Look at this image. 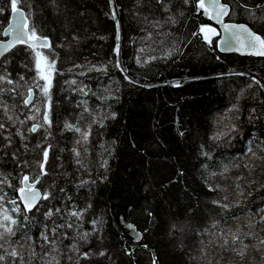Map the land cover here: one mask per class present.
I'll use <instances>...</instances> for the list:
<instances>
[{
  "label": "trees",
  "instance_id": "obj_1",
  "mask_svg": "<svg viewBox=\"0 0 264 264\" xmlns=\"http://www.w3.org/2000/svg\"><path fill=\"white\" fill-rule=\"evenodd\" d=\"M222 1L231 6L228 21L247 23L264 36V21L259 19L264 8H254L264 5V0ZM238 3L253 9L257 19L237 7ZM19 6L38 32L49 37L51 51H41L56 59L57 71L51 89L50 134L44 127L29 132L32 123H43L44 111L43 97L34 86L32 103L25 106L22 102L21 93L26 95L34 75L30 50L17 46L0 61V75L7 69L13 80L11 85L0 81V123L5 125L0 129V216L6 212L23 221L22 213L13 212L12 203L15 200L23 208L16 191L19 178L33 175L42 158L41 149L51 145L45 165L49 174L37 187L43 191L55 180L57 190L50 201L38 204L39 211L30 213L35 219L28 222L29 235L38 238L39 221L50 206L60 207L64 219L54 214L45 223L49 228L52 221L63 224L59 231L68 233L57 251L45 246L47 256L39 243L35 258L26 248L23 259L28 264H46L53 258L60 264H74L79 253L73 261L67 259L73 255L68 246L74 242L80 251H105L103 256L81 258L80 264H153L154 257L156 264H208L216 259L212 255L216 244L205 247L212 233L218 237L229 227L243 228L249 218L259 221L264 209V187H260L264 160L253 158L252 152L264 156V89L252 77L264 82V58L223 54L216 47L219 36L211 45L205 43L198 29L212 23L203 10H195V0L189 5L171 0L169 8L173 12L183 9L184 16L174 27L161 28L144 20L166 19L168 13L155 0H113L111 6L108 0H20ZM0 8L5 9L0 13L2 40L11 14L10 0H0ZM117 24L118 54L114 51ZM193 32L198 34L193 36ZM73 35L77 41L72 40ZM174 41L181 45L178 50H173ZM117 57L134 82L125 80V73L115 67ZM74 64L81 67L74 68ZM101 65L104 69L98 70ZM82 87L87 95L80 91ZM253 108L257 118L250 120ZM110 112L116 113L115 118ZM93 117H107L104 126L91 124ZM66 120L82 129L91 124L86 153L84 142L77 143L79 134L64 129ZM232 123L238 125L235 132L229 131ZM17 129L23 141L16 135ZM22 143L28 145L27 150ZM246 165L254 170L250 173ZM249 180L258 183L249 184ZM222 204L229 207L222 208ZM80 209H84L80 220L69 214ZM92 220L98 223L94 226ZM68 223L73 224L71 229ZM129 224L134 228L127 227ZM260 229L257 223L253 231L264 240ZM84 232L89 233L86 243L78 235ZM20 235L17 230L12 241ZM244 242L257 244L258 240L245 237ZM252 254L259 261V254ZM223 255L227 258L232 253ZM7 261L12 264L11 257Z\"/></svg>",
  "mask_w": 264,
  "mask_h": 264
},
{
  "label": "snow or ice",
  "instance_id": "obj_2",
  "mask_svg": "<svg viewBox=\"0 0 264 264\" xmlns=\"http://www.w3.org/2000/svg\"><path fill=\"white\" fill-rule=\"evenodd\" d=\"M155 2L156 5H158L164 12L168 13V15L164 20H149L148 17H145V23L151 25V27L153 28H161L163 25H171L174 27L177 23L180 22V18L184 16L183 9H176L175 12H173V10L169 8L168 5L171 0H155ZM19 3L20 0H10L11 17L8 20L7 27L4 29V35L9 38L4 42H0V56L8 53L9 50L12 49L15 45H25L27 46V49L30 50L29 54L32 56V68H34V75L31 77L32 86H26V95L24 93H21V95L24 96L22 102L25 106H27L31 102L34 95V86L39 90L43 97L44 111L42 114L43 123H32L28 128V131L36 132L39 127H44L45 132L47 134H50V132L48 131L51 126L49 108L51 101V89L53 86V73L57 71V61L56 59L50 58L48 55L41 51V49H49L51 51L49 37L41 35L38 32L37 28L30 23L29 16L19 6ZM108 3L111 6L113 0H108ZM190 3L191 0H182L183 5H189ZM237 7L244 8L245 11L248 12L250 17H252L253 19H257L255 11L249 8L247 4L238 3ZM254 8L262 9L264 8V5L256 4ZM195 10L197 12L203 10V15L222 24L224 35L221 36L220 39L223 41V45L216 44V47H223L226 49L235 47L236 51L239 52L248 51L249 53L255 55L264 56V36L257 34L246 24L223 23V17L228 16L231 13V6L229 3L221 2V0H195ZM3 12H5V9L0 8V13ZM111 17L113 20L116 19L115 11H112ZM259 19L264 21V14H261ZM198 32L202 34L203 40L209 45L213 43L212 36L217 35V30L207 24H201ZM197 34V32L192 33L193 36H196ZM151 35L152 33H149V36ZM72 40L77 41L78 37L73 35ZM180 46L181 45L178 42L174 41L173 50H178ZM114 51L117 52V54L119 53L118 24L117 47L114 49ZM53 55H55L54 52ZM217 59H219V57H217ZM137 63H141L139 58H137ZM24 67L28 68L29 65L25 64ZM73 67H81V65L74 64ZM115 67L125 73V80L129 81L130 83L134 82L132 81L131 77L126 74L127 69H124L122 67L118 57L115 62ZM103 69L104 65H101L98 70ZM18 75L21 81L25 80V76L22 73ZM0 81H6L9 85L13 84V80L9 78L7 69H5L4 75H0ZM252 82L255 85H258L261 89H264V82L257 79L256 77H252ZM73 83H75V81H73ZM249 87H251V85H249ZM80 91L87 95L85 88L82 87ZM100 99L103 100L104 97H100ZM33 107L36 112L40 111L39 108H35V106ZM84 111H88V108L86 106L84 107ZM255 111V108L251 109L249 113L250 120L257 118L254 115ZM109 115L112 118H115L116 113L110 112ZM261 115H264V113H261ZM106 118L107 117H103L100 120H97L95 117H93L91 124L99 123L100 127H103L104 119ZM236 118L239 119L238 116ZM9 119H11V117H9ZM27 119L35 120V116H28ZM21 123L24 122L21 121ZM91 124L87 126V129H82L78 123H70L67 120L64 122V129L74 131L75 133L79 134L77 143L80 144L81 142H84L83 150L85 153L88 150L86 145L90 136ZM4 127L5 125L0 123V129H3ZM237 129V124H230V132H235ZM16 135L21 137V141L25 139L19 129H17ZM46 138L47 137L45 136V139ZM5 140L8 142V144L12 143V141L7 136H5ZM21 147L27 150L28 145L22 143ZM37 147H39V145H37ZM50 147L51 145H48L47 147L41 149L40 155L42 156V158L37 160V169L34 170L33 175L30 177L29 174L26 173L19 178V187L16 189V191L17 193H19L18 199L23 204V208L21 209L19 205H16L15 200H13L12 203L14 205L13 212L22 213L23 221L17 220L13 216L8 215L6 212L2 216H0V221H2L0 222V241H3V243H0V248L4 249V253L0 254V264H8L7 257L12 258V264H17V262L18 264H28V262L23 259L24 250L26 248L29 255L32 258H35L37 256L35 245L39 243L43 256H47L48 251L45 250L46 245H50L51 250L55 252L58 249L61 239L68 236L67 232L59 231L64 226L63 224L52 221V226L51 228H49V225L45 223V221L51 220L54 214L59 215L60 219L63 221L64 217L63 215H61L62 209L55 206L47 207V209L42 213L44 220L39 221V223L41 224V228L39 229L38 238L33 239V237L29 235L30 229L28 227V222L35 219V217L30 215V213H32L33 210L39 211L38 203L50 201L53 198V191L57 190L55 180H53L52 183L48 185V187L44 188L43 191H41L40 188L36 187L37 184L41 183L42 177H45L49 174L48 169L45 167V165L49 159ZM73 152L76 153L77 157L80 156V153L77 152L75 148L73 149ZM252 157L264 160V156L257 157V154L255 152H252ZM13 159H16L15 152L13 153ZM76 162L78 164L81 163L79 159H77ZM22 163H24L25 166H28L27 161H22ZM106 163L107 161H104L101 166H105ZM246 167L249 168L250 173L254 170L251 165H246ZM262 173H264V168H262ZM236 179L239 180L240 177L238 176L236 177ZM80 183L83 184L84 181H81ZM248 183H258V181L249 180ZM260 187H264V183L260 184ZM237 188H239V185H237ZM58 191L61 193H65V189L63 187H59ZM249 195H251V192H249ZM68 198L70 199V197ZM225 199H227V197H225ZM61 203H63V199H61ZM213 203L216 204L219 203V201H213ZM235 203L238 205L240 201L236 200ZM221 207L228 208L229 204H222ZM83 211L84 209H80L78 211H71L69 214L72 217H75L76 220H80L82 219ZM148 214L149 216L152 215L151 212H149ZM91 223L95 226L98 221L92 220ZM257 223L261 225L260 230L264 231V209H262V214L259 216V221L249 218L243 228L240 225H237L234 229L229 227L226 232L221 230V234L218 237L215 233H212V239L208 241V245H205V247H208L214 243L216 244V251L212 253V255L216 256V259L214 262L212 260H209L208 264H264V248L260 247V245H264V240H259V238L256 236V233L253 231ZM213 226L215 227V222H213ZM72 227V223L67 224V228L71 229ZM127 227L134 228V226L131 224L127 225ZM17 230H21V235L17 237L15 241H12V237L16 236ZM96 230L97 229L93 227V231ZM48 232H51L52 235H48ZM78 235L80 240L84 241L85 243L88 241V232H84L83 234ZM135 237L137 240H139L140 233L136 232ZM245 237L257 239L258 243H245ZM9 248L11 249L10 251L8 250ZM68 248L69 251L73 253V255L67 257L69 261H73V256L75 255V253H79L78 256H75L74 264H80L81 258L87 260L92 255L103 256L105 254L104 250H100L95 253L92 251V249H88L87 251H80L75 242L68 246ZM201 252H204V248L201 249ZM229 252L232 253V255L225 258L223 253ZM252 252L259 254V261L256 260V256H254ZM216 253H220V255H216ZM46 264H60V261L53 258V262H46ZM153 264H156L155 257L153 258Z\"/></svg>",
  "mask_w": 264,
  "mask_h": 264
},
{
  "label": "water",
  "instance_id": "obj_3",
  "mask_svg": "<svg viewBox=\"0 0 264 264\" xmlns=\"http://www.w3.org/2000/svg\"><path fill=\"white\" fill-rule=\"evenodd\" d=\"M221 2H223L222 0H221ZM10 17H11V14H10ZM228 17H229V15L228 16H225V17H223V23H233V24H246V25H248L247 23H243V22H241V23H238V22H232V21H228ZM10 19V18H9ZM210 19V18H209ZM210 21H211V23H213L218 29H219V32H220V37L221 36H223L224 35V30H223V26H222V24L220 23V22H217L216 20H213V19H210ZM249 26V25H248ZM7 27V26H6ZM250 27V26H249ZM251 28V27H250ZM252 29V28H251ZM253 30V29H252ZM254 31V30H253ZM257 33V32H256ZM257 34H259V33H257ZM9 37H6L5 35H4V32H3V39L2 40H0V42H4V41H6L7 39H8ZM49 43H50V45H51V41H50V39H49ZM218 44H221V45H223V41L219 38V40H218ZM17 46H25V45H15L12 49H10L9 50V52L8 53H5L3 56H0V61L7 55V54H9L15 47H17ZM218 49H219V51L221 52V53H223V54H232V53H235V54H238V55H240V56H247V57H251V56H253V57H261V58H264V56H259V55H255V54H252V53H249L248 51H244V52H239V51H236V48L235 47H232V48H230V49H226V48H223V47H218ZM33 99H34V95H33V98H32V100H31V102L28 104V105H30L31 103H32V101H33ZM36 187H37V185H36ZM39 204V203H38Z\"/></svg>",
  "mask_w": 264,
  "mask_h": 264
},
{
  "label": "rangeland",
  "instance_id": "obj_4",
  "mask_svg": "<svg viewBox=\"0 0 264 264\" xmlns=\"http://www.w3.org/2000/svg\"><path fill=\"white\" fill-rule=\"evenodd\" d=\"M209 26L214 27L217 30V35L212 36V41H213L214 38L220 36V32H219V29L217 27H215L214 25H209Z\"/></svg>",
  "mask_w": 264,
  "mask_h": 264
},
{
  "label": "bare ground",
  "instance_id": "obj_5",
  "mask_svg": "<svg viewBox=\"0 0 264 264\" xmlns=\"http://www.w3.org/2000/svg\"><path fill=\"white\" fill-rule=\"evenodd\" d=\"M219 38H220V36H219ZM219 40V39H218ZM257 58H261V57H257Z\"/></svg>",
  "mask_w": 264,
  "mask_h": 264
},
{
  "label": "flooded vegetation",
  "instance_id": "obj_6",
  "mask_svg": "<svg viewBox=\"0 0 264 264\" xmlns=\"http://www.w3.org/2000/svg\"><path fill=\"white\" fill-rule=\"evenodd\" d=\"M237 55V54H236Z\"/></svg>",
  "mask_w": 264,
  "mask_h": 264
}]
</instances>
